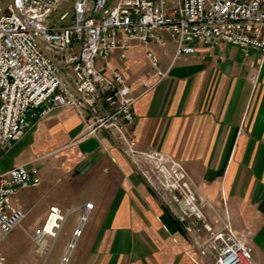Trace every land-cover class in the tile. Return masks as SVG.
<instances>
[{
	"label": "crops",
	"instance_id": "obj_1",
	"mask_svg": "<svg viewBox=\"0 0 264 264\" xmlns=\"http://www.w3.org/2000/svg\"><path fill=\"white\" fill-rule=\"evenodd\" d=\"M166 39V46L134 45L125 59L114 51L107 68L102 60L97 65L108 75L121 72L138 97L135 120L128 127L131 137L140 147L181 162L194 179L207 217L227 213L253 247L255 264H264V61L258 52L246 56L227 44L198 46L194 55L175 58L176 43L168 35ZM147 51L168 70L163 80L155 75ZM83 131L81 117L70 108L32 121L6 153L30 139L0 172L35 165L46 180L57 177L63 163L67 168L62 173L71 177L102 179L97 183L102 189L90 183L91 195L84 200L93 203L92 216L101 219L88 232L90 237L101 235L100 244L84 264H206L209 259L198 244L204 235L193 239L170 213L157 208L143 179L106 131L88 138ZM89 212L86 205L80 224ZM51 225L50 220L47 228Z\"/></svg>",
	"mask_w": 264,
	"mask_h": 264
},
{
	"label": "built area",
	"instance_id": "obj_2",
	"mask_svg": "<svg viewBox=\"0 0 264 264\" xmlns=\"http://www.w3.org/2000/svg\"><path fill=\"white\" fill-rule=\"evenodd\" d=\"M166 35L176 43L175 58L194 55L198 46L227 44L246 56L258 52L264 61V0H0V153L32 121L73 109L84 123V138L106 131L186 233L196 240L204 235L198 241L203 257L214 264H255L252 246L227 213L207 217L182 163L131 137L138 97L121 72L108 75L97 65L102 60L107 68L117 50L125 59L134 45L166 46ZM146 57L159 80L168 76L154 52ZM41 184L35 165L0 172V242L25 217L16 197ZM55 214L65 217L52 206L49 215Z\"/></svg>",
	"mask_w": 264,
	"mask_h": 264
},
{
	"label": "rangeland",
	"instance_id": "obj_3",
	"mask_svg": "<svg viewBox=\"0 0 264 264\" xmlns=\"http://www.w3.org/2000/svg\"><path fill=\"white\" fill-rule=\"evenodd\" d=\"M63 8L64 7H61V10ZM29 139L30 136L25 137L16 146V149L21 148ZM13 144L14 142L11 146ZM10 147H7L0 153V171L9 166L13 153L17 151L15 149L11 154L6 153ZM183 167L185 168L184 165ZM63 168L65 169L67 167H65L63 163H59L57 177L50 176L46 180H42V184L39 187L24 190L19 194L18 203H16L18 208L24 212L25 217L12 232L0 242V251L6 258L5 264H63L66 254L70 251L72 242L74 243L72 244L74 247L71 250L66 264H84L87 256L93 257L94 253L96 254L101 235L93 234L90 237L88 232L89 229L97 225L101 219L98 221V218H94V215L92 216L91 213L93 209H91L84 225L82 222V227H80V221L84 219L85 206L88 204L93 205L92 202L84 201L91 195L92 185L90 183H101L102 179L99 177H71L62 173ZM185 170L195 185L194 179L186 168ZM138 174L143 179L152 197H154V203L157 208L173 216L163 196L154 190L139 172ZM96 188L102 189V186L97 184ZM52 206L61 208L63 214H65V221L58 224V231L54 232L52 228L56 226L57 221L56 219H51L52 225L49 226L46 231L54 237L45 236L40 244V242H38V232L43 231V226L49 217ZM206 264L214 263L209 259Z\"/></svg>",
	"mask_w": 264,
	"mask_h": 264
},
{
	"label": "bare ground",
	"instance_id": "obj_4",
	"mask_svg": "<svg viewBox=\"0 0 264 264\" xmlns=\"http://www.w3.org/2000/svg\"><path fill=\"white\" fill-rule=\"evenodd\" d=\"M88 209H89V208H88ZM53 217H55V219H56V221H57L56 226H54V227L52 228V230H53L54 232H57V231H58V228H59V227H58V224L62 223L63 220H64V218H65V217H63V218L61 219L57 214L52 215L51 217H50V215H49V217L47 218V221H46L45 225L43 226V233H42V235H40L39 238H38V242H40V244L42 243V239L45 238V236H53V235H50V233L46 231V229H47V225H48L49 221H50ZM82 221H83V220H82ZM81 226H82V223L80 224V227H81ZM79 234H80V232H79ZM53 237H54V236H53ZM74 240H75V239H74ZM72 244H74V243H73V242L71 243V245H70V251H68V253L66 254V257H65V259H64V263H63V264H66V262L68 261V258H69V256H70L71 250H72L73 247H74V245H72Z\"/></svg>",
	"mask_w": 264,
	"mask_h": 264
}]
</instances>
